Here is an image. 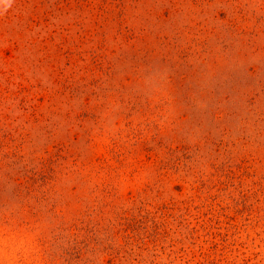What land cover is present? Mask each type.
Wrapping results in <instances>:
<instances>
[{
    "label": "rangeland",
    "instance_id": "obj_1",
    "mask_svg": "<svg viewBox=\"0 0 264 264\" xmlns=\"http://www.w3.org/2000/svg\"><path fill=\"white\" fill-rule=\"evenodd\" d=\"M0 264H264V0H0Z\"/></svg>",
    "mask_w": 264,
    "mask_h": 264
}]
</instances>
